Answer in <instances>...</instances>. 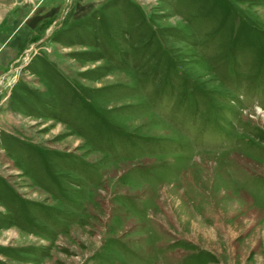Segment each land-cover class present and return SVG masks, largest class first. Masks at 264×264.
<instances>
[{
  "label": "rangeland",
  "instance_id": "374dc122",
  "mask_svg": "<svg viewBox=\"0 0 264 264\" xmlns=\"http://www.w3.org/2000/svg\"><path fill=\"white\" fill-rule=\"evenodd\" d=\"M0 264H264V0H0Z\"/></svg>",
  "mask_w": 264,
  "mask_h": 264
}]
</instances>
